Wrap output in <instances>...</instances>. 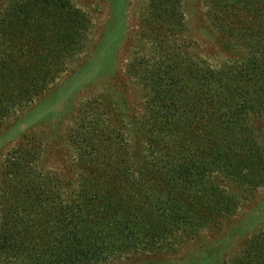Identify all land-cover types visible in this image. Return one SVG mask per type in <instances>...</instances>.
I'll return each mask as SVG.
<instances>
[{
    "label": "rangeland",
    "instance_id": "obj_1",
    "mask_svg": "<svg viewBox=\"0 0 264 264\" xmlns=\"http://www.w3.org/2000/svg\"><path fill=\"white\" fill-rule=\"evenodd\" d=\"M6 18L16 28L0 29V49L11 39L18 69L48 54L40 41L67 62L50 86L34 80L43 103L0 123V227L8 161L31 151L62 201L85 200L75 230L105 237L92 264H264V0H0ZM171 136L197 165L172 168L173 149L148 141ZM18 213L6 231L21 241H0L21 250L14 263L38 250L33 264H84L52 223L41 239Z\"/></svg>",
    "mask_w": 264,
    "mask_h": 264
},
{
    "label": "trees",
    "instance_id": "obj_2",
    "mask_svg": "<svg viewBox=\"0 0 264 264\" xmlns=\"http://www.w3.org/2000/svg\"><path fill=\"white\" fill-rule=\"evenodd\" d=\"M29 22L30 21H28V23L22 24V28L25 29ZM44 25L45 23L43 24V22L39 20V25H37V27H47ZM13 28H16V25L12 24L10 18H6L5 20L0 21V29H3V35H5L6 37L13 36ZM10 40L11 39L5 41L6 44L4 45V49H0V123L3 121L6 115H8V113H10L11 111L21 110L29 103L36 102V99H39V102L41 101V103H43L45 99H42V97H40L42 89L36 88V85L33 83L34 80L36 78L39 79L44 83V87L50 86V84H52V82L56 79V74L58 73V71L54 72L55 69L52 68H58L62 64L67 62L65 61L67 59H62L60 55H57L58 50L56 49L60 47L59 44H53L49 41L42 43V41H40L42 47L45 51L48 52V54L41 55L38 58L31 56L29 64L31 67H33L32 69H18V61L14 60L13 54L16 52V48L12 46V42ZM39 44H37V46H39ZM69 60L70 59H68V61ZM19 70L23 71V76L28 78L29 84L31 83L29 85L30 89L25 91L22 89L18 90L20 88L17 82V78L20 77V75H17ZM33 74H35V76ZM192 110H195V108H193ZM172 136L171 138H164L161 140L148 139V141L150 142V144L153 141L155 145L156 142H160L161 149H173L174 157L170 163L171 165H174L172 166V168L178 167V169H180L185 165H197V163H193L196 160V157H193L192 155L187 157L185 155L187 152H189L190 149L188 150L187 148L178 147L176 143L177 140H175L176 138ZM89 144L90 143L88 140L87 145ZM160 146L156 145L155 148L157 149ZM221 156L222 155H219L218 157L220 158L215 159L213 166H216L218 164L217 162H219V159L223 164H227ZM223 156L227 157L226 154ZM113 157L114 156L112 155V158ZM177 163L179 164L178 166ZM230 166L227 170H230L232 168ZM38 168L39 163L34 157L32 159L31 151L20 152L15 157H13L12 160L8 161L6 168L8 174L6 175V178L8 181H5L4 184H7V187L3 191L4 200L8 202V207L3 211L7 215L4 217L5 224H1L0 227V241L3 240L4 242L10 243V241L12 240L13 244H17L16 240L18 239L19 241H21L20 234L16 233L8 235L6 230L8 229L9 224H12L10 227L11 230H18L20 224L16 222L17 217L14 219V223L13 220H11L12 223H10L9 216H14L15 213L21 214L18 213V211L24 210L25 213L29 212L30 216L34 217L33 221H35L34 223L36 224V228L39 233L34 230L32 231L33 234L35 233L41 239H45L52 223L55 228V231L53 232L58 235H56L58 239L55 242L59 247H63V256L72 254L73 257H75L76 254L82 253L85 254L83 263L92 264V255H90L88 258V248L91 246L97 247L96 245L100 244L99 241L104 240L105 237L103 236L104 239L96 237L95 239L97 240V242H94V244L92 245V242H89V238H87L84 233H81L78 229L75 230L73 224H75L77 220L82 222V219L78 214L81 211L85 210V200H81V205L79 204V200L77 199H75L72 203L62 201V194L59 192V187L58 189L53 190L55 186L53 184H48L50 183V179L42 178L41 175L38 174ZM23 201L25 203L24 207H22V204H24ZM11 202L13 204H17L14 205L15 208L11 207ZM58 202L59 204L57 205ZM116 208L120 209V207L118 206H116ZM157 211L159 210L157 209ZM113 212L116 214L115 208ZM161 216L169 220L172 219V213L169 209H164V211L161 212ZM24 225L26 224H23L22 227ZM27 225L30 226V224ZM16 235H18V237ZM250 250L246 251L249 252V256H251V254L254 252L253 251L252 253H250ZM15 252L19 253L21 252V250L10 248L7 251H3L0 248V264H17L16 262L14 263V260L19 255L15 254ZM50 254L51 253H48V256H50ZM55 254L51 255L50 259L46 260V263L42 264H65L66 260ZM246 255L247 253L244 252V254H242V256L238 258L239 262L246 260ZM21 257L23 258V262L21 264H33V260L37 261V259H41V254L38 250H31L29 253L21 255ZM34 264L38 263L34 262Z\"/></svg>",
    "mask_w": 264,
    "mask_h": 264
}]
</instances>
